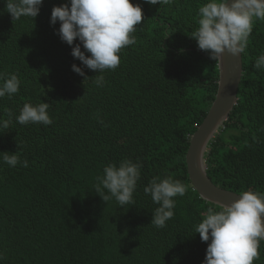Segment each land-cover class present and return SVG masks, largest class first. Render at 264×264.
Wrapping results in <instances>:
<instances>
[{
    "label": "trees",
    "instance_id": "obj_1",
    "mask_svg": "<svg viewBox=\"0 0 264 264\" xmlns=\"http://www.w3.org/2000/svg\"><path fill=\"white\" fill-rule=\"evenodd\" d=\"M225 1L0 0V264H222L250 220L201 198L186 154L218 89ZM237 36L238 103L207 170L264 204V6ZM232 245L228 264H264L259 234Z\"/></svg>",
    "mask_w": 264,
    "mask_h": 264
},
{
    "label": "water",
    "instance_id": "obj_2",
    "mask_svg": "<svg viewBox=\"0 0 264 264\" xmlns=\"http://www.w3.org/2000/svg\"><path fill=\"white\" fill-rule=\"evenodd\" d=\"M259 6H264V0H227L221 7L217 41L220 71L218 92L207 118L193 136L186 155L190 179L201 198L240 213L250 220L248 227L224 245L222 264H228V247L247 233L255 232L264 240V205L215 184L208 174L205 159L209 140L224 124L238 101L244 66L241 44L235 37L237 22L244 12Z\"/></svg>",
    "mask_w": 264,
    "mask_h": 264
},
{
    "label": "clouds",
    "instance_id": "obj_3",
    "mask_svg": "<svg viewBox=\"0 0 264 264\" xmlns=\"http://www.w3.org/2000/svg\"><path fill=\"white\" fill-rule=\"evenodd\" d=\"M227 1V0H226ZM225 1V2H226ZM224 2V3H225ZM223 3V4H224ZM223 4H222V6H223ZM221 6V7H222ZM221 7H220V9H219V12H218V18H217V23H216V46H215V50H216V57H217V60H218V67H219V56H218V45H217V41H218V20H219V16H220V10H221ZM259 7H261V6H259ZM257 8V7H256ZM253 9H255V8H253ZM250 10H252V9H250ZM250 10H248V11H250ZM247 12V11H246ZM246 12H244V13H246ZM243 13V14H244ZM243 14L240 16V18H239V20H238V22H237V25H236V31H235V37H236V40L241 44V48H242V43H241V38H239L238 36H237V28H238V24H239V21L241 20V18H242V16H243ZM191 42H190V47L193 49V46H194V49L196 50V45L198 44L199 46H200V49L198 50V51H200V53H205V52H203L202 51V49H205V47H206V44H210L211 42H212V38H210L209 36H207L206 34H204V33H198V40H193L192 39V37H191ZM242 53H243V51H242ZM243 66H244V63H243ZM243 73H244V70H243ZM219 78H220V71H219ZM242 80V79H241ZM218 86H219V80H218ZM217 92H218V89H217ZM217 92H216V94H217ZM215 99H216V96H215ZM215 99L213 100V103H214V101H215ZM212 103V105H211V107H210V109H209V111H208V113H207V115L205 116V118L203 119V121L199 124V125H197V123H195V122H193V125L195 124V127H197L196 129H195V131L193 132V133H191V134H189V137H190V144H191V140H192V138H193V136L196 134V132L199 130V128L201 127V125L203 124V122L205 121V119L207 118V116H208V114H209V112H210V110L212 109V107H213V104ZM237 103H238V101H237ZM237 105V104H236ZM235 107V106H234ZM234 109V108H233ZM233 111V110H232ZM231 111V112H232ZM231 114V113H230ZM230 116V115H229ZM229 119V117L224 121V124L223 125H221L220 127H219V129H217V131L215 132V134H214V137L213 138H211L210 140H209V142H208V147H207V151H206V155H205V159H206V163H207V154L210 152V148H211V145H212V143L213 142H215V140L217 139V136L218 135H221L222 133H223V131L225 130V128H226V126H225V124H226V121ZM189 147H190V145H189ZM189 149V148H188ZM188 152V151H187ZM187 155V154H186ZM187 160V159H186ZM207 169H208V167H207ZM56 177L57 178H59V180H57L58 181V183H59V185H61V186H63V187H65V188H67V189H69V188H73L75 185H76V183H77V176L74 174V171L73 170H71V169H67V170H63V171H60V172H58V174L56 175ZM159 178V177H158ZM155 180V181H154ZM152 182H153V184H155V187H154V189H153V191H152V193L155 195V196H159L160 195V193L162 192V190H160V189H158L157 187H159V180L157 181V178H154V179H152L151 180ZM243 195V194H242ZM245 196V195H244ZM247 197V196H246ZM249 198V197H248ZM251 199V198H250ZM254 201V200H253ZM257 202V201H256ZM172 203L173 202H171V204H170V207H171V205H172ZM259 203V202H258ZM260 204V203H259ZM261 205H264V204H261ZM169 210H170V208H169ZM228 210H230V209H228ZM232 211V210H231ZM234 212V211H233ZM240 214V213H239ZM172 217V214L171 213H169V211H163L162 209H156L155 208V210L154 211H151V214H150V216H149V218H148V220L150 221H152V223L155 225V226H157V227H163V228H166L168 225H169V222H170V220L172 219L171 218ZM240 241V240H239ZM227 243V242H226ZM225 243V244H226ZM235 243V242H234ZM234 243H233V245H234ZM232 245V244H231ZM230 245V246H231ZM232 245V246H233ZM229 246V247H230ZM224 247V246H223ZM229 247H228V249H229ZM228 249H227V252H228ZM223 255V254H222ZM212 257H209V260H210V262L212 263L213 262V260L214 259H211ZM229 259H230V252H229ZM208 261V260H207ZM205 262H203V261H201V260H197L196 261V263L195 264H204ZM228 263H229V261H228Z\"/></svg>",
    "mask_w": 264,
    "mask_h": 264
}]
</instances>
